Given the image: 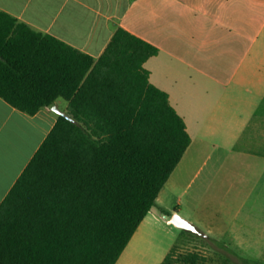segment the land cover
I'll return each instance as SVG.
<instances>
[{
    "label": "trees",
    "instance_id": "16d2710c",
    "mask_svg": "<svg viewBox=\"0 0 264 264\" xmlns=\"http://www.w3.org/2000/svg\"><path fill=\"white\" fill-rule=\"evenodd\" d=\"M158 49L118 29L95 60L0 12V97L55 126L0 205V264H116L191 144L145 62ZM173 247L161 264H206Z\"/></svg>",
    "mask_w": 264,
    "mask_h": 264
},
{
    "label": "crops",
    "instance_id": "0c3cea01",
    "mask_svg": "<svg viewBox=\"0 0 264 264\" xmlns=\"http://www.w3.org/2000/svg\"><path fill=\"white\" fill-rule=\"evenodd\" d=\"M0 12L95 60L118 29L155 46L144 64L149 82L168 94L191 137L162 191L197 185L195 202L236 160L255 175L238 215L248 208L256 220L246 224L264 234V0H0ZM54 105L67 113L64 99ZM52 107L28 115L0 97V205L55 126ZM162 191L116 264L163 262L156 222L179 211L159 203Z\"/></svg>",
    "mask_w": 264,
    "mask_h": 264
},
{
    "label": "rangeland",
    "instance_id": "374dc122",
    "mask_svg": "<svg viewBox=\"0 0 264 264\" xmlns=\"http://www.w3.org/2000/svg\"><path fill=\"white\" fill-rule=\"evenodd\" d=\"M254 176V168L244 172L238 161L230 159L215 174L208 189L197 194V201L192 203L191 196L197 185H194L193 192L181 191V187L178 191H171V185L166 186L159 203L167 206L175 204L178 215L195 225L199 231L211 232V237L206 239L175 226L172 222L175 214L171 208L156 222V243L162 249L161 252L167 255L177 246L179 253L198 251L205 255L206 264H264L263 231L254 235L256 228L246 224L255 219L248 208L238 215L240 202L253 188ZM178 197L180 202L176 205ZM233 229L238 230V234ZM232 235H236L235 238Z\"/></svg>",
    "mask_w": 264,
    "mask_h": 264
},
{
    "label": "water",
    "instance_id": "95a60500",
    "mask_svg": "<svg viewBox=\"0 0 264 264\" xmlns=\"http://www.w3.org/2000/svg\"><path fill=\"white\" fill-rule=\"evenodd\" d=\"M52 110L60 116H64L67 117L69 120H71L72 122H75L70 116L67 115V113L61 111L56 105H54L52 107ZM172 222L175 226L184 229V230H188L191 231L193 233H197V234H201L199 229L193 225L192 223H190L189 221H187L186 219H184L183 217H181L178 214H175L172 218Z\"/></svg>",
    "mask_w": 264,
    "mask_h": 264
}]
</instances>
